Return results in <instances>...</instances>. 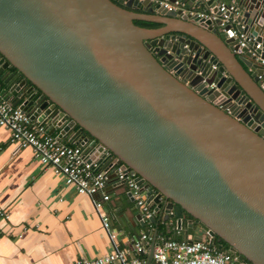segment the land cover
Masks as SVG:
<instances>
[{"label": "water", "instance_id": "obj_1", "mask_svg": "<svg viewBox=\"0 0 264 264\" xmlns=\"http://www.w3.org/2000/svg\"><path fill=\"white\" fill-rule=\"evenodd\" d=\"M230 17L264 40V0ZM220 23L156 0H0V94L62 135L79 126L156 189L148 261L183 230L264 264V66Z\"/></svg>", "mask_w": 264, "mask_h": 264}, {"label": "crops", "instance_id": "obj_2", "mask_svg": "<svg viewBox=\"0 0 264 264\" xmlns=\"http://www.w3.org/2000/svg\"><path fill=\"white\" fill-rule=\"evenodd\" d=\"M221 1L243 3L242 11L250 0ZM74 128L63 137L65 142L78 141ZM61 131L56 127L53 132L60 135ZM105 190L111 195L105 208L121 234L119 245L131 248L128 239L148 231V221L140 216L115 172ZM155 229L153 222L152 237ZM161 235L184 238L183 230ZM113 248L92 198L68 187L53 167L39 163L31 147L19 148L10 131L0 127V264H72Z\"/></svg>", "mask_w": 264, "mask_h": 264}, {"label": "built area", "instance_id": "obj_3", "mask_svg": "<svg viewBox=\"0 0 264 264\" xmlns=\"http://www.w3.org/2000/svg\"><path fill=\"white\" fill-rule=\"evenodd\" d=\"M156 1L169 11L183 9V13L190 17L210 21L220 19V26L226 32L230 30L226 28L231 24L232 36L237 40V44L233 45L234 53L240 57L246 56L245 48L248 47V51L256 56V61L264 66V56L256 53V50L264 53V40H258L257 35L249 37L247 33L236 29L235 19L230 17V14L240 13V5L236 2L220 0L216 5L220 14H217L213 8L198 10L184 8L186 5L180 0L175 3L168 0ZM250 41L252 45H249ZM257 77L264 83V74H258ZM213 86L212 83L211 87ZM0 127L10 131L11 141L19 148L31 147L39 163L44 167H53L68 187L92 198L94 208L114 248L111 252L94 258H78L72 264H254L249 260L240 259L237 253L229 249L221 248L212 241L208 233L198 241L158 235L152 259L148 261L147 255L153 239L151 219L156 215L155 209L150 206L149 197L156 195L155 188H151L149 184H140L137 173L123 167L118 157L94 137L79 132L77 142H65L63 139L65 135L50 131V127L53 128L50 121L43 122L38 118H32L21 104H14L11 99L1 94ZM112 172H115L119 181L125 184L130 199L150 227L148 231L128 239L131 248L119 245L121 234L112 226L110 214L105 208L106 202L111 199L105 188Z\"/></svg>", "mask_w": 264, "mask_h": 264}, {"label": "trees", "instance_id": "obj_4", "mask_svg": "<svg viewBox=\"0 0 264 264\" xmlns=\"http://www.w3.org/2000/svg\"><path fill=\"white\" fill-rule=\"evenodd\" d=\"M135 24L142 26V27H150V28H156L159 27L160 24L156 23V22H149V21H144V20H134ZM79 128V126H76L75 129L77 130ZM87 135H89V133H86ZM90 136V135H89ZM176 238H182L180 236H175ZM220 245V244H219ZM221 248L224 249H229V245L228 243H226L225 241H221Z\"/></svg>", "mask_w": 264, "mask_h": 264}, {"label": "flooded vegetation", "instance_id": "obj_5", "mask_svg": "<svg viewBox=\"0 0 264 264\" xmlns=\"http://www.w3.org/2000/svg\"><path fill=\"white\" fill-rule=\"evenodd\" d=\"M151 48L154 49V46H152ZM154 53H156V55H158L157 52H154ZM178 78L182 79L183 77H181L180 75H178ZM200 235H201V234H200Z\"/></svg>", "mask_w": 264, "mask_h": 264}, {"label": "rangeland", "instance_id": "obj_6", "mask_svg": "<svg viewBox=\"0 0 264 264\" xmlns=\"http://www.w3.org/2000/svg\"><path fill=\"white\" fill-rule=\"evenodd\" d=\"M197 232L199 233V235L200 234L203 235V233H204L202 230H200V231L198 230Z\"/></svg>", "mask_w": 264, "mask_h": 264}, {"label": "bare ground", "instance_id": "obj_7", "mask_svg": "<svg viewBox=\"0 0 264 264\" xmlns=\"http://www.w3.org/2000/svg\"><path fill=\"white\" fill-rule=\"evenodd\" d=\"M79 129V128H78Z\"/></svg>", "mask_w": 264, "mask_h": 264}]
</instances>
